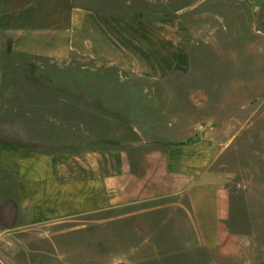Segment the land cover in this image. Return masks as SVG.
<instances>
[{"label":"crops","instance_id":"obj_1","mask_svg":"<svg viewBox=\"0 0 264 264\" xmlns=\"http://www.w3.org/2000/svg\"><path fill=\"white\" fill-rule=\"evenodd\" d=\"M75 55L120 74L41 70ZM136 78L177 87L178 111L165 105L167 119L146 115L169 94L138 91ZM75 104L93 124H72ZM162 125L180 136L148 138ZM42 147L83 151H35L40 169L27 175L6 155ZM74 161L87 169L86 193L98 196L86 208L98 225L119 226L168 207L154 200L180 196L173 205L187 209L180 228L188 227L195 259L202 249L209 264H264V0H0V196L10 170L23 185L34 180L36 227L45 222L44 196L64 184L65 202L49 211L66 221ZM134 203L144 205L119 211Z\"/></svg>","mask_w":264,"mask_h":264},{"label":"rangeland","instance_id":"obj_2","mask_svg":"<svg viewBox=\"0 0 264 264\" xmlns=\"http://www.w3.org/2000/svg\"><path fill=\"white\" fill-rule=\"evenodd\" d=\"M41 70L43 73H56L74 78L98 74H120L103 62L88 60L77 55L72 56L70 62L59 63L55 66L50 65ZM88 81H90L88 77L84 78L83 84H93ZM135 82L138 91L149 87L158 93L169 94L166 100L158 99V102L156 101L158 105L154 104L152 110L148 109L150 112L146 115L153 113L154 119H167L165 115L161 114L165 105L170 111H178L177 96L179 90L177 87L139 78H136ZM72 86H79V84L73 83ZM138 97V101L142 103L143 98ZM75 105L71 108V114L68 115L72 124L77 125L83 120L93 124L91 122L92 116L83 114L80 106ZM142 106L140 111L145 112V106ZM200 123L197 122L195 128ZM146 135L155 141L178 138L180 132L162 125L149 128ZM42 149L53 152L55 156L63 154L65 150L73 155H79L83 151L81 147L9 148L6 155L15 160L18 158L19 166L22 165L24 171L20 174L27 175V172H32L33 169H40L38 164L34 163L33 155L35 151L39 152ZM21 153H23L24 162L20 160ZM57 165L60 176L64 164L57 163ZM134 165L138 166V164ZM86 166L88 165L86 164ZM106 166L109 170V165L106 164ZM67 167H70L71 172L76 177L72 184L67 186L72 191V216H68L66 221L62 222L59 220L61 219L60 216H56L59 213L58 210L56 212L49 211L50 208H55L58 204L65 202L64 184L57 183L54 192L43 198L46 201V205H44L47 208L44 213L46 218L42 225L36 227L32 225V212L28 209L29 204L31 205L33 202L31 192L36 186L34 180L26 178L23 185L18 179V174L16 175L13 171L10 170L4 174L5 192L0 196V264L210 263L208 257L204 258L205 252L202 249L199 250L202 257L201 261L192 255V237L188 232V227L180 228V219L187 218V209L185 211V208L183 210L181 206L173 205L177 200L180 202V196H168L152 202V204H168V207L163 210L147 215L136 213L126 217L129 220L124 221L119 226H100L95 221L97 219L96 212L87 213L86 210L88 207L95 209L93 205L96 204L98 197L86 193L91 186L88 180L81 178V174L87 171L86 167L77 161L71 164L67 163ZM45 171H48V166H46ZM68 199L70 200V197H67V201ZM49 203L51 206H47ZM143 205L134 203L130 207H122L119 211L124 213L127 211L126 208L136 209ZM185 205L187 207V202ZM106 214H112V210H107ZM48 219L54 223L50 224ZM164 221H170V225L165 226ZM112 229H114L115 235ZM180 230L183 233L180 234Z\"/></svg>","mask_w":264,"mask_h":264},{"label":"built area","instance_id":"obj_3","mask_svg":"<svg viewBox=\"0 0 264 264\" xmlns=\"http://www.w3.org/2000/svg\"><path fill=\"white\" fill-rule=\"evenodd\" d=\"M204 128H205V124H203V123H200L197 125L198 130H204Z\"/></svg>","mask_w":264,"mask_h":264}]
</instances>
